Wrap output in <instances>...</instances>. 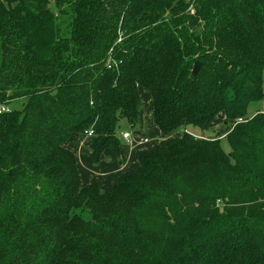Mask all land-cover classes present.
Wrapping results in <instances>:
<instances>
[{
  "label": "trees",
  "instance_id": "obj_1",
  "mask_svg": "<svg viewBox=\"0 0 264 264\" xmlns=\"http://www.w3.org/2000/svg\"><path fill=\"white\" fill-rule=\"evenodd\" d=\"M141 88L166 143L84 186L69 138L119 154ZM20 98L0 113V264H264V0H0V104Z\"/></svg>",
  "mask_w": 264,
  "mask_h": 264
},
{
  "label": "rangeland",
  "instance_id": "obj_2",
  "mask_svg": "<svg viewBox=\"0 0 264 264\" xmlns=\"http://www.w3.org/2000/svg\"><path fill=\"white\" fill-rule=\"evenodd\" d=\"M141 99H142V123H143V136H146L149 138V142H143L140 140V138L136 137L134 135V131L140 130L141 125L139 124L137 128H132L130 124L126 120H122L119 127V132L123 133L122 131H126L131 135V140L126 141L124 140V146L121 147L119 154L115 152L113 149H108L106 152L103 153L101 160L99 164H95L92 160V156L90 154V146L89 143V137L86 136H80L78 133H74L69 138L67 144L70 149L75 151L77 157H78V168L81 175L82 183L83 184H90L92 180L105 181L107 179L108 170L111 168L110 165L113 164V162L125 160L129 155L135 156L138 159V155L135 152H132L134 149L135 151L140 150H148L156 145H163L166 143V137L165 135L158 129V127H155V124L150 119L151 115V107H152V98L150 96V93L144 89H141ZM25 98H20L17 100L12 101L9 104V107L11 109H21ZM264 105V102H259L255 105H252L249 109V115H253L257 108L262 109ZM222 115L220 114L216 121L214 122L212 128L213 133L214 131H217V126L220 124V130L219 133L223 132L226 133L231 124L229 126H226L224 123V120L222 119ZM208 133V132H207ZM210 134V132L208 133ZM122 135V134H121ZM88 136V134H87ZM122 137V136H121ZM139 139V140H138ZM141 142L142 145H136V143ZM223 147L228 151L230 149V146L228 144V141L226 139H223ZM114 157L119 158L117 161H114ZM122 167V166H120ZM111 171L113 169H110ZM103 172V173H101Z\"/></svg>",
  "mask_w": 264,
  "mask_h": 264
},
{
  "label": "crops",
  "instance_id": "obj_3",
  "mask_svg": "<svg viewBox=\"0 0 264 264\" xmlns=\"http://www.w3.org/2000/svg\"><path fill=\"white\" fill-rule=\"evenodd\" d=\"M142 89V88H141ZM150 111H151V115H150V119H151V121H153V104H152V107H151V109H150ZM142 112V111H141ZM222 119L224 120V115H222ZM154 122V121H153ZM155 124V123H154ZM140 125H141V127H140V131H141V134H142V136L141 137H143V138H148V137H146V136H143V123H142V115H141V121H140ZM226 125V124H225ZM155 127H157L156 125H155ZM222 128L223 127H221L220 128V124H218V126H217V131H214L215 133L216 132H220V130H222ZM159 129V128H158ZM213 128L211 127L209 130H208V132H210V133H213ZM123 133L124 132H126V131H122ZM122 133H121V131H120V135H121ZM80 136H86V137H89L88 139L90 140L89 141V143H88V145L89 146H91V143H92V136H87V134H84V135H82V134H80ZM122 136V135H121ZM141 137H138V138H140V140L141 141H143L144 142V140L141 138ZM131 138V137H130ZM123 139V138H122ZM124 140V139H123ZM131 139H129V140H126V141H130ZM139 140V139H138ZM149 142V141H148ZM148 142H146V143H148ZM136 145H142L141 144V142H138V143H136ZM110 148V147H109ZM109 148H107L104 152H106ZM110 149H112V148H110ZM90 151V154H91V149H89ZM141 151H143V150H140V151H135L134 149L132 150V152H135L138 156H139V153L141 152ZM75 152V151H74ZM76 154V153H75ZM91 156H92V154H91ZM76 157H77V155H76ZM114 159V161L116 160H118L119 158H116V157H114L113 158ZM93 160V159H92ZM77 162H78V157H77ZM137 164H138V159L135 157V156H128L125 160H121V161H117V162H113V164L112 165H110L111 166V168L110 169H113L112 171L109 169L108 170V174H107V179L105 180V181H99V185H100V188H101V190H106V189H108L109 187H111L112 185H113V183H114V181H115V179L120 175V174H122V173H124V172H126V171H128V170H130V169H133V168H135L136 166H137ZM97 165V164H96ZM120 166H122V167H120ZM101 173H103V172H101ZM93 181V180H92ZM91 181V182H92ZM84 186H88L89 184L87 183V184H83Z\"/></svg>",
  "mask_w": 264,
  "mask_h": 264
},
{
  "label": "built area",
  "instance_id": "obj_4",
  "mask_svg": "<svg viewBox=\"0 0 264 264\" xmlns=\"http://www.w3.org/2000/svg\"><path fill=\"white\" fill-rule=\"evenodd\" d=\"M12 109L8 106V105H4V104H0V113H3V112H10ZM242 119H238V121H241ZM88 135L89 136H92L93 135V131H89L88 132ZM131 137V135L128 133V132H124L122 133V138L124 140H129ZM144 142H148L149 141V138H143L141 137Z\"/></svg>",
  "mask_w": 264,
  "mask_h": 264
},
{
  "label": "water",
  "instance_id": "obj_5",
  "mask_svg": "<svg viewBox=\"0 0 264 264\" xmlns=\"http://www.w3.org/2000/svg\"><path fill=\"white\" fill-rule=\"evenodd\" d=\"M201 68H202V62H200V61H196L195 64H194V67H193V69H192V75H193V76H197V75L200 73ZM134 135H135L136 137H141V136H142L140 130H136V131H134Z\"/></svg>",
  "mask_w": 264,
  "mask_h": 264
}]
</instances>
